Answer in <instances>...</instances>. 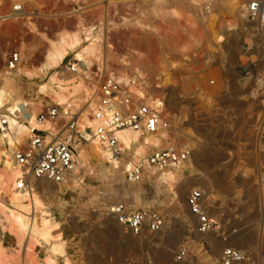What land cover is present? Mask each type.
<instances>
[{"label": "rangeland", "instance_id": "374dc122", "mask_svg": "<svg viewBox=\"0 0 264 264\" xmlns=\"http://www.w3.org/2000/svg\"><path fill=\"white\" fill-rule=\"evenodd\" d=\"M45 1L39 9L44 16L36 22L39 27L46 25L51 35L75 29L81 22L90 24L99 13L120 23L98 32L101 45L96 53H101L106 66L94 78L98 82L93 79L86 87L97 86L106 71L128 69L136 75L143 72L140 77L150 92L146 85L158 81L162 67L176 57L178 43L184 38L200 39L199 46L172 71L171 84L163 88L175 137L195 147V168L180 173L184 189L177 178L172 193L152 172L139 181L128 179L125 164L133 158L132 149L121 151L116 167L88 152L79 165L74 161V182L71 178L64 184L49 182L45 184L49 192L38 191L43 200L39 210H25L0 194V264H7L4 258L12 252L20 253L23 244L36 253H58L51 259L53 264H217L226 246L246 252L248 261L253 255L257 264H264V154L260 155L264 153V109L257 111L254 106L252 112L253 102L264 104V27L244 17L249 0H242L238 16L223 8L221 0ZM209 12L218 15L212 26L205 22ZM8 38L25 42L24 57L33 55L25 65L35 64L46 45L35 34L20 30L8 31ZM104 41L112 47H102ZM64 64L35 78L20 73L5 80L9 103L21 101L17 120L26 121L31 112L36 116L50 102L42 100L38 85L48 81L52 72L68 76ZM6 105L0 113H5ZM253 119L260 122L258 130L250 126ZM252 152L261 156L257 172L242 167L245 162L253 165L257 158L237 156ZM208 166L212 169L204 171ZM192 189L201 191L204 210L219 219L220 229L205 233L195 229L196 220L185 202ZM116 204L126 211H158L164 225L157 232L135 235L109 213ZM26 223L38 230L49 227L48 241L36 244L27 237ZM50 245H58L61 251H52ZM182 245L188 248L187 257L177 262L174 255Z\"/></svg>", "mask_w": 264, "mask_h": 264}, {"label": "built area", "instance_id": "2783aa9c", "mask_svg": "<svg viewBox=\"0 0 264 264\" xmlns=\"http://www.w3.org/2000/svg\"><path fill=\"white\" fill-rule=\"evenodd\" d=\"M40 8L32 0H0V86L5 83L6 78L20 74L17 72L18 68L24 66L26 60L24 51H22L25 42L22 38L19 42L16 40L11 42L8 38V31L20 30L23 34L31 33L27 26L30 24L48 37L51 36L46 25L39 27L38 22H36L37 19L44 16L43 12L39 10ZM243 13L250 23H257L259 27H264V0L247 1ZM87 25H89L88 22L83 23V26ZM75 49L69 50L58 65L61 67L64 62L67 73H75L79 64V61L73 57ZM32 56H28V60L32 59ZM96 70V65H92L91 74L84 75L85 83L91 85V81L97 77ZM118 74L119 71L115 69L104 72L97 85L94 115L95 117L105 116L106 121L104 125L97 126L95 131L86 127L80 128L79 125V119L87 106V102L77 105L70 101L61 105L48 102L36 114L37 121H52L54 130L53 133L49 134L45 130L33 129L11 151L13 164L17 165L20 170V176L15 180L16 189L24 190L39 180L55 184L67 182L74 170V148L78 144L88 142L96 135L99 136V140L105 144L113 156L119 157L121 150L118 146L119 140L116 132L125 128L139 132L141 139L144 135H156L163 128H167L169 134L170 132L173 133L171 140L163 139V145L156 147L148 145L142 158L137 160L132 158L129 161L131 164L126 169L129 180L139 181L143 176H151V174L157 177L159 173L187 160L191 149L187 143L179 142L180 138L175 137L176 130L172 129L170 118L164 115L163 111L139 101L132 92L131 84L135 80L140 87L146 88L144 78L138 77L136 73L132 74L128 69L124 71V74L133 80L135 79L134 81L129 78L119 80ZM144 76L146 75L144 74ZM163 103L166 104L165 99ZM2 121L4 122L3 119ZM3 124L5 125V123ZM48 134L50 139L46 140L45 137ZM136 144L131 143V148L126 149L134 151ZM150 170L152 171L151 174L148 173ZM202 198L203 195L198 189L189 191L186 198L189 212L196 219L195 229L200 233L220 229L219 219L210 216L204 210ZM109 213L114 216L119 224L135 235H140L144 231L157 232L164 225L161 213L152 209L126 211L122 204H116L110 207ZM187 253V246H180L175 252V261H183L187 257ZM246 261H248L246 252L232 246H226L222 248L217 264H242Z\"/></svg>", "mask_w": 264, "mask_h": 264}, {"label": "bare ground", "instance_id": "6f19581e", "mask_svg": "<svg viewBox=\"0 0 264 264\" xmlns=\"http://www.w3.org/2000/svg\"><path fill=\"white\" fill-rule=\"evenodd\" d=\"M32 1L39 8L48 2H43L44 0ZM221 2L223 8L238 16L240 8H242V0H221ZM81 18L78 19V21H82ZM217 18V13L209 12L205 16V22L208 26H212ZM125 19V17H122V21ZM94 20L95 21H92V23L87 26H83V24H81L83 22L80 21V25L76 26L75 29L73 28L68 31H58L50 37H48L45 33L38 31L30 24H27L30 32L36 35V39L38 41L44 42L46 45L41 53L40 58L36 60L37 62L35 64L31 62L32 64L18 68V73H22L28 78H35L41 73H47L49 70L56 69L68 51L76 48L73 54V57L79 61L76 72L69 73L70 76L68 75L65 77L59 76L57 72H52L48 76V81L42 82L38 85V91L42 100H50V102L55 105H61L67 101H70L75 105L78 103L87 102V106L79 119V125L80 128L86 127L90 128L92 131H95L97 126L104 125L106 117H95L94 114L96 110L97 86L94 85L93 87H86L88 85H85L84 75L86 76L87 72L92 69V65H96L97 77L101 76V73L105 70L106 64L101 53L100 55L96 53L101 45L100 37H98L99 33H101L108 24H120L110 20L102 13H99ZM96 32L99 33L96 34ZM105 43V41L102 42V47L105 46V48L109 49L112 47L111 44ZM199 44L200 39L198 38L182 39V41H180L176 47V57L169 60L162 67L158 77L155 78L158 81L155 82L153 86L146 85L148 86V89H150V92L145 91L146 88L143 89L140 87V85L136 83L135 79L134 81L133 78H129L128 75L125 76L124 73L119 72L117 78L119 80H127L128 78L133 80L134 82L131 84V90L135 97L139 101L144 102L151 107L158 109L159 111H163V114L167 115V106L163 103V88L171 84L172 71L177 66H181L186 58L191 55V53L199 46ZM22 51H24V48ZM123 64L126 65L128 63L127 61H124ZM137 73L138 77L143 76V72L138 71ZM98 79H95V82H98ZM82 91L83 94L81 93ZM81 94L82 96L78 97V95ZM10 100L11 94L9 88L5 84L1 85L0 108L6 104L7 105L5 107V113H0V194L4 195L12 202L21 204L25 210H39L43 205V200L38 194V191L45 193L49 192V187L45 186V184H49V182L40 180L38 182L40 183V187L36 185L37 183H33L24 190L16 189L15 180L20 176V170L17 165L13 164L11 154L7 151L11 152L14 150L20 141L28 136L33 129L45 130L48 131L49 134L53 133L54 123L50 120L37 121L34 112L30 113L26 121L21 122L17 120L16 118L21 112V101L14 100L9 103ZM3 123H5V125ZM165 132H167L168 135H166ZM49 134L46 135V140L50 139ZM116 135L119 140L118 146L121 151L130 147L131 143H137L133 151V160L142 158L145 155L144 153L147 150L146 146H160L163 145V139L171 140L173 138V133L170 132L169 134L167 128H163L156 135H144L142 139L139 136V132H135L127 128L118 130ZM88 152L94 156L100 157L103 161L111 163L112 167H116L118 163L117 157L113 156L105 144L99 140L98 135L94 136L91 140L86 142V144H78L74 148L73 159L77 165L84 161L87 155L86 153ZM184 163L185 161L158 174V180L164 182L172 193H176L173 191V185L178 178V170L175 168H179ZM130 164H125V167L128 168ZM149 172L151 173L152 171L150 170ZM74 181V178H71V182ZM38 188L40 190H38ZM24 227L25 228H23V232L27 231V237L29 236L30 238H34L36 244L39 243V240L47 242L51 235L49 227L46 225H44L43 228L39 230L36 229L33 224L28 225V223H26ZM50 249L56 252L61 251L58 245H50ZM46 264H53L52 260L48 259Z\"/></svg>", "mask_w": 264, "mask_h": 264}, {"label": "crops", "instance_id": "0c3cea01", "mask_svg": "<svg viewBox=\"0 0 264 264\" xmlns=\"http://www.w3.org/2000/svg\"><path fill=\"white\" fill-rule=\"evenodd\" d=\"M224 92H228V91H224ZM235 91H231V92H229V93H234ZM232 100H234L235 99V95H233L232 97H230ZM243 102V101H242ZM242 105H244L243 103H241ZM254 106H255V109L258 111L259 110V108H263L264 109V104H260V103H258V102H256V103H252V112H254ZM259 124H260V122H258V119L255 121L254 119L251 121V123H250V126L252 127V129L253 128H255L256 127V130H258L257 129V127L259 126ZM190 145V144H189ZM225 145H227V143H225ZM191 146V148H192V152H191V154H190V156H189V158L185 161V163L181 166V168H180V170H178V178H179V180H180V183H181V190L183 191V186H184V182H183V177L180 175V173L182 174L183 172V170L184 169H190V170H193L194 168H195V163H194V161H193V156H194V153H195V147L193 146V144H191L190 145ZM220 153V154H219ZM218 153V155H220V156H222V154H221V152H219ZM262 154H264V153H261L260 155L262 156ZM224 156L226 157V156H229V153H224ZM237 156H239V157H245V158H257L258 160L257 161H255L254 162V164L252 165V164H249L248 165V163H243V165H242V167L243 168H245L246 170H248V171H254V172H257V171H259L260 170V165H259V162H261L260 160H259V158H261V156L258 158V154H256V153H239V155H237ZM212 169V167L211 166H208L207 168H204V171H210ZM173 170V169H172ZM215 185L216 184H214V185H212V186H214L215 187ZM185 202H186V200H185ZM187 206V205H186ZM221 208H223V209H226L225 207H221ZM188 209V208H187ZM189 212V211H188ZM190 213V212H189ZM191 214V213H190ZM192 215V214H191ZM193 216V215H192ZM194 217V216H193ZM194 219H195V217H194ZM196 220V219H195ZM196 232V231H195ZM198 233V232H197ZM22 250L20 251V253L18 252V251H16V253H18V255L15 253V251L14 252H12L11 254L12 255H10V257H8V258H4V263H7V264H46V261L48 260V259H52V257H55L58 253H53V252H51L50 250H49V252L47 253L46 251H42V252H37L36 253V249H32L31 250V248H27L24 244L22 245ZM31 250V251H30ZM51 253V254H50ZM46 254H48L47 256H46ZM220 254H221V251H220V253H219V256H220ZM219 256H218V259H219ZM250 257H249V261H246L245 263H242V264H257L256 263V260H254L253 259V255H252V257H251V255H249ZM53 260V259H52ZM0 263H2L1 262V260H0ZM99 264V263H98ZM100 264H111V263H109V262H102V263H100Z\"/></svg>", "mask_w": 264, "mask_h": 264}]
</instances>
